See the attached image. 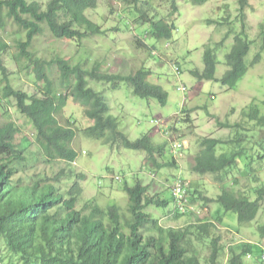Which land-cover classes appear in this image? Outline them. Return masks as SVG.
I'll list each match as a JSON object with an SVG mask.
<instances>
[{
    "label": "trees",
    "instance_id": "trees-1",
    "mask_svg": "<svg viewBox=\"0 0 264 264\" xmlns=\"http://www.w3.org/2000/svg\"><path fill=\"white\" fill-rule=\"evenodd\" d=\"M207 1L209 0H192V3L200 6ZM246 1L238 0L241 15ZM121 2L133 8L134 22L137 25L150 26V38L161 41L172 37L175 29L173 22L158 18L154 9L150 10L153 8L152 4L146 12L139 8L143 0ZM167 2L171 7L170 16L176 14L178 9L175 1ZM96 7V0H49L44 6L41 0L0 1V56L10 49L8 38L23 34L24 40L16 43L17 53L12 59L17 65L26 62V68L31 69L35 84L41 85L38 95L34 96L15 90L9 84L4 68L0 66L4 82L0 88V108L8 104L6 102L9 99L15 101V111L30 122L35 131V145L46 162L63 161L71 164L78 156L72 147L76 138L73 124L68 119L61 123L59 118L67 100L72 99L83 109L85 118L92 122L90 127L82 131L86 138L111 147L143 151L147 155L146 162L159 170L165 167L178 169L176 157L183 148L179 141L181 138L170 142L169 151L174 158L159 164L156 156L163 160L165 145H154L150 135L130 141L119 129L118 120L109 115L104 94L89 87V82H100L109 84L112 90H117L119 83L124 82L131 87L136 97L155 100L164 107L167 103V93L149 82L150 71L140 68L125 75L108 74L100 71L101 63H94L92 69L88 70L85 65L72 64L70 59L60 55L45 61L30 51L33 40L44 31L48 32L51 38L73 41L78 45L79 41L87 37L103 35L104 31L85 14ZM240 22H244L242 17ZM260 34L262 52V26ZM242 36L245 35L238 34L234 38L231 51L225 59L228 70L222 78L217 80L215 77L218 63L210 50L204 54L203 72L192 71L191 75L199 81H216L220 82L221 86L233 89L248 71L245 57L251 44ZM149 53L151 54V51ZM260 59L259 52L249 66ZM182 113H185L184 110ZM6 115L9 117L8 113ZM258 116V110L246 115L247 122L257 121L250 127L231 125L228 121L220 123L223 129L234 127L236 135L228 141L203 138L199 142L200 150L194 157L193 173L216 174L218 181L223 184L234 171L257 183L253 165L264 161V148L256 147L257 151H253V147H247V136L238 133L243 128H248V132L253 129L251 127L261 128V122L264 120H260ZM181 121L188 123L189 118ZM173 130L177 132V129ZM18 134L19 129L12 121L5 124L0 122V244L6 252L16 257L20 264H199L197 256L193 254L192 242L196 240L201 243L204 239H210L213 247L210 262L216 264L221 250L224 249V244L219 246L217 243L219 238L212 237L213 230H217L216 225L207 218L205 222L189 225L185 229L162 228L156 219L144 211L148 206L162 207L167 203L159 197L149 198L148 187L140 182H136L132 187L124 183L123 190L128 201L126 216L115 203L104 208L92 201L85 204L82 210H77L81 188L78 182L74 181L72 186L62 191L61 183L70 178L64 175L63 171L52 178L40 174L16 178L25 162L26 149V146L21 148V145L15 144ZM172 143H178L174 151ZM261 145L264 146V139L261 140ZM186 180L176 176L173 186L178 181L185 183ZM235 182H232L233 186L236 185ZM196 186L189 181L185 187L188 205L205 208L200 204L194 205L197 194L206 206L216 203L225 213L235 214L241 225L254 222L260 210V202L264 199V187L259 186L246 192H235L233 189L222 187L216 198H203ZM250 195L254 196L253 200ZM171 196L174 202L172 193ZM175 204L173 214L176 217L194 214L189 208L181 213ZM257 232L260 239H264V223L257 226ZM249 245H238L240 247L237 248L242 249L239 253L234 251L235 248L230 249V259L226 264H243V258H249L252 254ZM258 246L262 251L258 264H262L263 248L260 243Z\"/></svg>",
    "mask_w": 264,
    "mask_h": 264
},
{
    "label": "rangeland",
    "instance_id": "rangeland-1",
    "mask_svg": "<svg viewBox=\"0 0 264 264\" xmlns=\"http://www.w3.org/2000/svg\"><path fill=\"white\" fill-rule=\"evenodd\" d=\"M48 1L41 0V4L44 6ZM96 1L97 7L86 11V16L104 31L103 35L87 37L79 41L78 45L73 41L51 38L44 31L33 40L30 51L45 61L60 55L70 59L72 64L85 65L88 70L92 69L94 63H101L100 71L108 74L125 75L140 68L150 71L149 82L167 93L164 107L155 100L136 97L131 87L124 82L119 83L117 90H112L109 84L100 82H89V87L104 94L109 115L118 120L119 129L130 141L150 135L154 145H165L163 160L156 156L159 164L174 158L169 151L170 142L181 138L179 141L183 148L179 151L181 155L176 157L179 168L165 167L159 170L146 162L147 155L143 151L111 147L86 138L82 131L90 127L92 122L85 118L83 109L72 99L67 100L59 118L61 123L67 119L72 122L76 131L72 147L78 156L71 164L63 161L46 162L35 145V131L30 122L15 111V101L9 99L6 102L8 104L0 108V122L5 124L12 121L19 129L15 144L21 145V148L26 146L25 162L16 178L36 174L52 178L63 171L70 178L61 183L62 191L72 186L74 181L81 188L77 210H82L85 204L92 201L104 208L115 203L126 216L128 201L123 190L124 183L132 187L140 182L148 187L149 198L159 197L167 203L162 207L148 206L144 211L156 219L162 228L185 229L209 218L218 228L213 230L212 237L219 238V246L224 244L216 264H226L231 250L235 248L234 251L239 253L242 249L237 247L244 243L250 244L252 254L249 258H243V264H258L262 251L258 246L261 239L257 226L264 223V199L260 202L256 219L247 225H241L235 214L225 213L219 204L211 203L206 206L197 194L194 205H202L206 212L199 210L200 215L176 217L173 214L171 187L176 176L197 185V191L203 198H216L222 187L235 192H246L256 186L264 187V161L253 165L257 183L234 171L223 184L218 181L216 174L197 175L192 171L194 157L200 150L199 142L203 138L228 141L236 135L234 127L223 129L220 123L228 121L231 125L250 127L257 122H247L246 115L253 110H258L259 119L264 120V51H260L261 26L264 30V0H247L242 15L238 0H209L200 6L193 5L192 0H174L178 12L171 14L172 16L167 0H143L139 8L147 12L152 4L153 8L150 10L154 9L158 18L168 19L174 24L172 37L161 41L150 38L148 24L137 25L134 22L135 15L131 6L123 5L121 0ZM241 17L244 19L243 25L240 22ZM238 34H244L242 38H247L251 45L245 57L248 71L233 89L221 86L216 81H199L191 75L192 71L203 72L204 54L210 50L218 63L215 77L217 80L222 78L228 70L225 65L226 55L231 51L234 38ZM23 40V34L8 38L10 49L0 56V66L4 68L9 84L15 90L34 96L38 95L41 85L35 84L31 69L26 68V62L17 65L12 59L17 53L16 43ZM152 50L156 51L155 56L149 53ZM259 52L261 59L249 66ZM175 68L179 69V75ZM2 79L0 70V88L4 84ZM180 84L186 86L188 93L183 95L177 91ZM186 118H189L188 123L181 121ZM261 124V128L251 127L253 129L249 132L248 128H243L238 133L247 136V147H253V151H257L256 147L264 148L263 145L260 146L264 139V121ZM174 128L177 132H174ZM217 153H220L219 149ZM116 177L121 181H117ZM232 182L236 185L233 186ZM250 196L253 200L254 196ZM227 231L234 235L235 241H232L233 238L231 239ZM192 243L193 254L197 256L199 264H211L213 247L210 239H204L201 243L194 240ZM0 264L20 262L0 244Z\"/></svg>",
    "mask_w": 264,
    "mask_h": 264
},
{
    "label": "built area",
    "instance_id": "built-area-1",
    "mask_svg": "<svg viewBox=\"0 0 264 264\" xmlns=\"http://www.w3.org/2000/svg\"><path fill=\"white\" fill-rule=\"evenodd\" d=\"M177 90L179 92H183L185 89L183 86H179L177 88ZM177 147H178V143H174L173 144V151ZM186 185H187L186 182L184 183L183 181H178L174 184L173 190H172L174 202L176 203V204L175 203L174 204H175L176 208L179 209V211L181 213H184L185 209H188V208L190 210H193V208L188 206V203L186 200V190H185ZM262 248H263L262 264H264V243H263Z\"/></svg>",
    "mask_w": 264,
    "mask_h": 264
},
{
    "label": "clouds",
    "instance_id": "clouds-1",
    "mask_svg": "<svg viewBox=\"0 0 264 264\" xmlns=\"http://www.w3.org/2000/svg\"><path fill=\"white\" fill-rule=\"evenodd\" d=\"M85 14H86V13H85ZM88 19H89V18H88ZM155 52H156L155 50H152V51H151V56H155V55H156ZM175 72H176L177 75L180 74V71H179L178 68H175ZM179 86H183L184 89H185L183 92H179V91L177 90L179 93H181V94H183V95L186 94V93H188V90H187V88H186L185 85L180 84ZM179 86H178V87H179ZM178 87H177V88H178ZM184 97H185V96H184ZM185 98H186V97H185ZM186 99H187V98H186ZM183 100H184V99H183ZM185 104H186V103H185ZM185 104L182 105V106L184 107ZM179 155H181V154H179ZM119 179H120V178L116 177V180L120 182L121 180H119ZM185 182L188 183L189 181L186 180ZM172 190H173V186L171 187V193H172ZM172 202H173V201H172ZM188 206L191 207V208H193V212H194V214H192V215H200L199 210L202 211V213H203V212H206V210H205L206 208H204V209H200V208H198L197 206H192V205H191V206L188 205ZM173 207H174V202H173ZM173 210H174V208H173ZM183 216H186V214H184ZM209 220H210V219H209ZM210 221H211V220H210ZM216 227H217V226H216ZM217 230H218V228H217ZM227 232H228V231H227ZM259 243H260V244L262 243L261 246H263L264 239H261V241H260Z\"/></svg>",
    "mask_w": 264,
    "mask_h": 264
},
{
    "label": "crops",
    "instance_id": "crops-1",
    "mask_svg": "<svg viewBox=\"0 0 264 264\" xmlns=\"http://www.w3.org/2000/svg\"><path fill=\"white\" fill-rule=\"evenodd\" d=\"M231 234V235H230ZM228 235L231 237V238H233L234 239V237L232 236L233 234L230 232V231H228ZM247 236V235H246ZM234 241H235V239H234ZM261 241V240H260Z\"/></svg>",
    "mask_w": 264,
    "mask_h": 264
}]
</instances>
